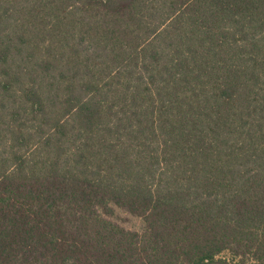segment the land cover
<instances>
[{"label":"trees","instance_id":"1","mask_svg":"<svg viewBox=\"0 0 264 264\" xmlns=\"http://www.w3.org/2000/svg\"><path fill=\"white\" fill-rule=\"evenodd\" d=\"M0 264H264V0H0Z\"/></svg>","mask_w":264,"mask_h":264}]
</instances>
